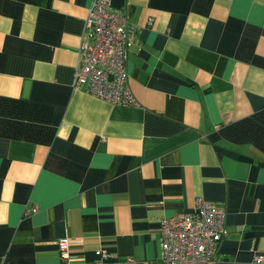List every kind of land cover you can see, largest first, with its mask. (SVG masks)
<instances>
[{"label":"crops","instance_id":"1","mask_svg":"<svg viewBox=\"0 0 264 264\" xmlns=\"http://www.w3.org/2000/svg\"><path fill=\"white\" fill-rule=\"evenodd\" d=\"M92 1L0 0V264H160L199 198L211 264H264V0H110L129 106L73 86Z\"/></svg>","mask_w":264,"mask_h":264},{"label":"built area","instance_id":"2","mask_svg":"<svg viewBox=\"0 0 264 264\" xmlns=\"http://www.w3.org/2000/svg\"><path fill=\"white\" fill-rule=\"evenodd\" d=\"M85 28L87 34L78 51L73 86L114 104H136L125 69L128 46L133 40L125 11L114 7L110 0H93ZM35 210L33 207L26 213ZM160 223L163 233L160 264H211L218 243L228 234L225 211L201 198L195 200L192 213L164 217ZM57 244L61 259H69V239H59ZM100 256L101 262L96 264H104L110 257L104 251ZM263 260L260 255L254 257L257 263ZM121 264L152 263L127 257Z\"/></svg>","mask_w":264,"mask_h":264}]
</instances>
